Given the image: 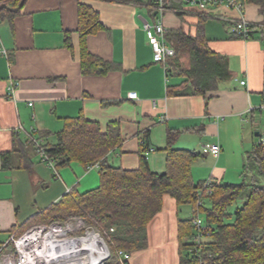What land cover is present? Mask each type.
Instances as JSON below:
<instances>
[{
    "label": "crops",
    "instance_id": "1",
    "mask_svg": "<svg viewBox=\"0 0 264 264\" xmlns=\"http://www.w3.org/2000/svg\"><path fill=\"white\" fill-rule=\"evenodd\" d=\"M14 2V14L0 12V49L7 51L0 52V244L45 224L47 211L72 192L100 187L98 164L53 168L37 149V143L55 144L67 121L80 115L103 132L119 123L122 143L109 154L110 165L138 169L145 155L153 171L165 172L173 133V148L199 154L192 165L196 182L241 181L247 156L264 135V17L258 5L245 3L256 32L249 39L230 33V19L240 16L233 8L213 9L205 22L208 46L227 61L231 77L205 95H172L169 88L185 77L155 60L142 23L163 18L167 29L195 34L198 19L187 9L182 18L172 8L161 15L135 0ZM80 4L99 15L102 28L86 45L111 64L104 74L83 73ZM180 65L189 68V59L182 57ZM213 143L221 145L218 157L205 150ZM185 212L194 209L165 195L147 226L146 246L127 264H181L180 221L193 217Z\"/></svg>",
    "mask_w": 264,
    "mask_h": 264
},
{
    "label": "trees",
    "instance_id": "2",
    "mask_svg": "<svg viewBox=\"0 0 264 264\" xmlns=\"http://www.w3.org/2000/svg\"><path fill=\"white\" fill-rule=\"evenodd\" d=\"M15 1L22 5L26 0ZM240 1L258 5L264 17V0ZM2 2L6 4H1L0 12L15 13L14 0ZM152 4L148 3L149 9ZM166 5L180 17L185 15L182 0H166ZM79 12L83 73L104 74L112 69L111 64L91 55L86 45L87 37L102 28L99 15L85 4H80ZM188 13L198 19L195 34L182 28L166 31L167 42L176 50V55L167 62V72L185 77L169 90L172 95H205L231 74L227 61L208 46L207 17L194 11ZM255 33L252 31L249 38ZM182 57L189 59V68L180 65ZM57 138L55 144L44 146L56 167L75 161L85 166L98 164L101 185L82 195L75 192L67 195L47 211L45 224L82 217L102 230L111 251L104 264H123L120 251L131 254L146 246L147 226L161 211L165 195L194 209L192 218L180 221L181 264H264V143L261 141L248 154L240 182L210 180L211 193L200 195L207 181L196 182L192 175V165L199 154L173 148V133L168 140L167 170L161 173L151 169L145 155L138 169L126 170L108 163L109 154L122 143L119 123H111L103 132L98 122L80 115L69 119ZM200 212L205 214V231H199L193 222Z\"/></svg>",
    "mask_w": 264,
    "mask_h": 264
},
{
    "label": "built area",
    "instance_id": "3",
    "mask_svg": "<svg viewBox=\"0 0 264 264\" xmlns=\"http://www.w3.org/2000/svg\"><path fill=\"white\" fill-rule=\"evenodd\" d=\"M151 2L153 4L150 7L153 11L161 15L169 11L166 0H142L145 5ZM182 2L187 11H194L206 17L212 15L215 8L222 6L233 8L239 12L240 16L230 19V33L249 39L253 31V23L244 14L245 3L240 0H182ZM142 25L154 51L155 60L164 64L168 70L167 62L176 55V50L166 40L167 28L163 18L156 21L144 20ZM0 52L7 54L5 48H1ZM241 84L246 85L247 81L242 80ZM129 97L136 99L137 95L130 93ZM163 120L162 118L161 121ZM260 137V141L264 143V135L261 134ZM204 147L215 157L221 153V145L218 143L205 144ZM37 149L42 160L56 168L55 162L48 156L41 144L37 143ZM155 150L152 147L149 152ZM211 187L212 182L208 180L205 188L199 192L200 195L210 194ZM193 222L199 231L206 230V225L199 214ZM85 225L82 218H77L75 221L64 223L38 224L21 235L11 234L6 242L0 244V264H91L90 256L97 257L100 253L104 254L105 258L99 264H104L111 257V251L101 236H99L101 239L99 242L98 240L93 241L91 236L93 233L88 230L80 235ZM79 240L87 242L90 245L89 249H81L82 244H79ZM119 256L123 264L131 259V254L124 251H120Z\"/></svg>",
    "mask_w": 264,
    "mask_h": 264
},
{
    "label": "rangeland",
    "instance_id": "4",
    "mask_svg": "<svg viewBox=\"0 0 264 264\" xmlns=\"http://www.w3.org/2000/svg\"><path fill=\"white\" fill-rule=\"evenodd\" d=\"M259 138V137H258ZM257 138V139H258ZM260 142V141H259ZM208 203H206V205H207ZM187 207H189V206H187ZM190 208V207H189ZM188 212H185L183 215H184V217H186V216H194V214L193 213H188ZM199 214V216H200V218L204 221V218H205V214L203 213V212H200V213H198ZM77 218H82V217H73L72 219H69L68 221H75V219H77ZM83 219V218H82ZM84 221H85V223H86V225H85V227L80 231V235H83L87 230L89 231V232H91V233H93V234H97V235H99V236H101V238H103L104 240H105V242L107 243V241H106V238H105V234H104V232L102 231V230H100V229H98V228H96V227H93V226H91V225H89L87 222H86V220L85 219H83ZM108 245V244H107Z\"/></svg>",
    "mask_w": 264,
    "mask_h": 264
},
{
    "label": "bare ground",
    "instance_id": "5",
    "mask_svg": "<svg viewBox=\"0 0 264 264\" xmlns=\"http://www.w3.org/2000/svg\"><path fill=\"white\" fill-rule=\"evenodd\" d=\"M91 236H92L93 241H96V240H98L99 242L101 241V239L99 238V235L92 234ZM80 243L82 244L81 249H89L90 245L87 242H85L83 240H79V244ZM90 255H91V252H90ZM104 258H105L104 254L100 253V255L97 257H91L90 256V262H91V264H99L101 262V260Z\"/></svg>",
    "mask_w": 264,
    "mask_h": 264
},
{
    "label": "water",
    "instance_id": "6",
    "mask_svg": "<svg viewBox=\"0 0 264 264\" xmlns=\"http://www.w3.org/2000/svg\"><path fill=\"white\" fill-rule=\"evenodd\" d=\"M257 135H259V132L258 133H256Z\"/></svg>",
    "mask_w": 264,
    "mask_h": 264
}]
</instances>
